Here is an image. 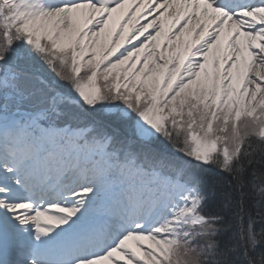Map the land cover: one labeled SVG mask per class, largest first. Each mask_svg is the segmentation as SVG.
<instances>
[{
	"label": "snow or ice",
	"instance_id": "1",
	"mask_svg": "<svg viewBox=\"0 0 264 264\" xmlns=\"http://www.w3.org/2000/svg\"><path fill=\"white\" fill-rule=\"evenodd\" d=\"M0 264H264V0H0Z\"/></svg>",
	"mask_w": 264,
	"mask_h": 264
}]
</instances>
